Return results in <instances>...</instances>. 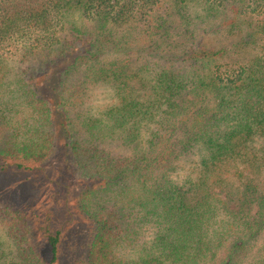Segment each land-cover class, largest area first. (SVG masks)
I'll return each instance as SVG.
<instances>
[{"label": "trees", "instance_id": "obj_1", "mask_svg": "<svg viewBox=\"0 0 264 264\" xmlns=\"http://www.w3.org/2000/svg\"><path fill=\"white\" fill-rule=\"evenodd\" d=\"M58 140L89 180L82 264H264V0H0V173ZM30 211L0 203V264H41Z\"/></svg>", "mask_w": 264, "mask_h": 264}, {"label": "rangeland", "instance_id": "obj_2", "mask_svg": "<svg viewBox=\"0 0 264 264\" xmlns=\"http://www.w3.org/2000/svg\"><path fill=\"white\" fill-rule=\"evenodd\" d=\"M165 4V3H164ZM206 45L229 48V43L215 37H205ZM90 109L98 111L110 104V91L99 85L88 87ZM56 147L54 153L43 165L41 172L11 170L0 173V203L13 204L19 208L27 205L35 216L29 224L28 244L39 257L41 264L48 259V248L38 220L44 218L47 209L52 211V227L60 229V245L57 264H82L83 253L91 240L93 225L75 209L74 198L89 183L82 172L68 163L64 149ZM186 167L174 175L181 179ZM188 169V168H187ZM44 171V172H43ZM38 219V220H37ZM143 234L148 236L150 231ZM0 239H3L0 231Z\"/></svg>", "mask_w": 264, "mask_h": 264}]
</instances>
